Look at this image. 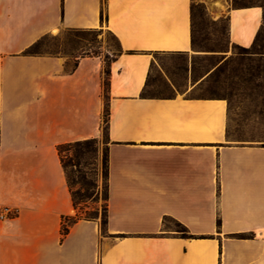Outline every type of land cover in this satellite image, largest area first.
<instances>
[{"label":"crops","instance_id":"obj_1","mask_svg":"<svg viewBox=\"0 0 264 264\" xmlns=\"http://www.w3.org/2000/svg\"><path fill=\"white\" fill-rule=\"evenodd\" d=\"M234 1L0 0V264H264L262 143L230 141L227 103L194 85L142 97L153 55L193 53L192 4L226 19L232 45H252L263 9ZM62 29H105L120 50L104 235L81 220L62 239L75 210L56 151L102 136L103 63L23 54ZM165 217L194 239L163 231Z\"/></svg>","mask_w":264,"mask_h":264},{"label":"rangeland","instance_id":"obj_2","mask_svg":"<svg viewBox=\"0 0 264 264\" xmlns=\"http://www.w3.org/2000/svg\"><path fill=\"white\" fill-rule=\"evenodd\" d=\"M38 55L68 59L73 65L83 57L100 58L103 63L102 90L105 101L104 70L120 52L116 38L105 29H62L43 37L36 49ZM149 89L158 95H166L171 84L190 88L194 85L197 95L221 98L228 107V138L235 143H264V57L254 56L232 45L227 38V21L214 19L205 6L194 10V50L189 55H153ZM171 83V84H170ZM102 136L97 139L98 154H90L85 160L86 181L96 184L90 187L89 197L83 198L80 208L102 214L101 153L105 147ZM72 171L74 188L85 195L78 183L75 168ZM89 187V186H88ZM86 209V210H85ZM170 230H179L173 222H166Z\"/></svg>","mask_w":264,"mask_h":264},{"label":"trees","instance_id":"obj_3","mask_svg":"<svg viewBox=\"0 0 264 264\" xmlns=\"http://www.w3.org/2000/svg\"><path fill=\"white\" fill-rule=\"evenodd\" d=\"M202 6L201 4H192L191 6V20H192V48L194 50V10ZM234 6L236 7H251V6H259L263 9L264 13V0H235L234 1ZM264 15V14H263ZM103 12L101 13V18L103 19ZM264 21V18H263ZM45 37V36H44ZM43 38V37H42ZM41 38V39H42ZM228 38V37H227ZM40 39V40H41ZM35 42L33 45H31L28 49L24 51V55L26 56H42L38 55L36 52V49L39 46V42ZM237 47V46H236ZM241 48V47H239ZM246 52H250V54L254 56H262L264 57V23L261 26L260 30L255 36V39L252 43V45L249 48H242ZM177 55H182V54H177ZM111 63V62H110ZM107 65L106 69L104 70V75L106 77L105 80V106L103 110V115H102V126H103V133L105 137V147L102 150L101 153V177H102V214H101V220L99 222L100 226V232L102 235L106 234V226L108 222V136H107V125H108V117H109V110H108V88H109V65ZM153 67V64H152ZM151 67V71H152ZM151 74V72H150ZM150 75L148 76L144 91L142 93V97H160V96H165V95H158L154 94L152 90L149 89L150 85ZM171 89V88H170ZM168 89V90H170ZM167 90V91H168ZM201 98H211V99H221V98H216V97H202ZM228 137V133H227ZM262 146L264 147V143H262ZM56 151L59 157V161L61 164V167L63 169L64 175H65V180L66 184L68 187V190L70 192L72 204L75 210V215L74 216H63L61 218V227H60V234L62 239L69 233V230L72 226H74L77 222L84 220V221H97L98 219V211L93 210V211H85L80 208V206L83 203V198L89 197V189L90 187L93 186V188L97 189L96 184H90L86 181V174L81 172V167H86L85 160L90 156V154L97 155L98 154V143L97 139H89L85 141H79V142H74L70 144H65V145H59L56 147ZM71 168L76 169V173L78 176L79 184L82 186V188L85 190V195H81L75 188H74V182H73V177H72V171L70 170ZM89 186V187H88ZM86 210V209H85ZM173 222L176 227L179 230L173 231L170 230L165 226L166 222ZM220 222L219 220L217 221V226H219ZM162 229L163 231L166 232H174L177 235H179L182 239H194V237L190 236L188 234L187 229L181 225L180 223L172 220L171 218L165 217L162 221Z\"/></svg>","mask_w":264,"mask_h":264},{"label":"built area","instance_id":"obj_4","mask_svg":"<svg viewBox=\"0 0 264 264\" xmlns=\"http://www.w3.org/2000/svg\"><path fill=\"white\" fill-rule=\"evenodd\" d=\"M0 218H3V215H0Z\"/></svg>","mask_w":264,"mask_h":264}]
</instances>
